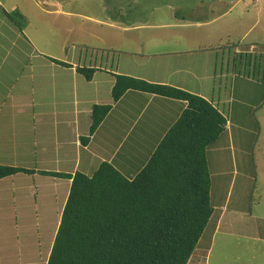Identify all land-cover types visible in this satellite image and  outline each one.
Returning a JSON list of instances; mask_svg holds the SVG:
<instances>
[{
  "label": "rangeland",
  "instance_id": "obj_1",
  "mask_svg": "<svg viewBox=\"0 0 264 264\" xmlns=\"http://www.w3.org/2000/svg\"><path fill=\"white\" fill-rule=\"evenodd\" d=\"M45 1L0 0V84L11 85L15 78L9 76L10 73H19L21 76L28 73L29 59L38 57L37 64H34L35 68L41 66L45 68L37 70L35 73L40 75L41 71H44L46 74V80L43 81L40 77L38 83H44L43 89L46 92L50 90V94L47 99L38 92L36 94L37 102L44 109H49L50 100L54 96L52 90H61L60 110L64 116L44 118L40 121L41 126H38L36 131H34V126L30 125L29 120L17 119L18 132L10 137L5 133V129L10 127L2 128L3 124H1L0 165L33 169V171L35 169L57 170V165H61L62 172H72V166L76 163L74 146L73 148L68 146L67 151H63L61 147L64 143L71 141L76 133H74V128L77 126L74 125L73 116L76 112L71 104H74L76 100L80 112L89 106L87 100L91 101L99 82L102 83L101 86L99 85L101 92L109 94L107 83L112 81L113 74L111 72H116L117 68L119 72L123 73L143 74L147 72L150 78H156L154 76L156 66L162 62L163 58H145L142 65L137 66L135 65L139 63L137 60L133 61L124 54L119 57L116 54L118 50L108 45L106 36L95 38L92 34L96 26L92 19L107 20L108 17V15H99L97 12L100 10L98 7H102L101 0H51L48 7H45ZM253 1L243 0L239 8L257 10L259 20L256 29L243 39L239 32L234 30L236 32L232 39L235 43H241L242 54L236 56L235 49H226L225 56L231 58V62L230 64L226 63L223 67L225 77L220 76L222 65L219 63L218 78L211 80L206 93L210 99L214 98L217 101L220 98L223 102L226 101L222 107H224L226 119L228 118V121L232 123L229 127L232 129L228 131L226 128V132L207 151L211 175L210 202L215 215L220 213L218 208L221 204L226 203L225 224L234 222L231 230L238 234H241V231H239L238 216L234 214L235 209L251 213L252 209L256 207H253L255 203H263L257 210V215L261 218L264 216V197L257 200L262 195L260 171L264 172V166H258L256 158L258 138L264 137V0H258L256 7H253ZM61 5L66 12L80 14L83 18L82 23L75 17L69 18L60 16V14L51 18L45 16V10H51L53 14H56L55 11L59 10ZM3 11L11 15L14 23L6 17ZM169 16L171 17L169 12L164 9L161 23L169 22ZM63 19L70 23L69 26L74 29L73 32H66ZM77 24H81L84 29L82 35L77 33L80 30L76 27ZM107 30H109L107 26L103 27L104 35L109 33ZM143 34L144 32H137L138 36ZM125 35L126 33L121 29H117L114 31L113 37L117 41ZM251 41H254L257 47L251 55L247 56L246 48ZM72 44H79L81 47L72 48L70 60L81 68L90 66L97 68L95 69L96 84L87 85L84 77L79 76V85L78 77L74 80L70 74L72 71L68 67L67 70L53 66L48 68L49 61L59 64L58 62L66 60V51H63V47ZM160 48L164 49L161 45ZM134 50L159 52V49L154 47ZM40 51L45 57L40 54ZM250 57H252L251 68L248 67ZM40 61L42 64L39 63ZM227 66L229 70L226 69ZM254 67H256L255 71ZM234 68L238 75L249 78L251 83L238 78L235 80V86H232ZM53 73H62L63 76L49 80L53 77L51 76ZM5 74L8 76L3 77ZM4 90L5 88L0 85V93ZM14 93H17L16 89ZM6 98L7 92L2 93L0 104ZM229 102L233 104L234 108L233 122L229 115ZM86 114L87 112L83 111L80 116L82 123L79 126L84 127L88 132L92 120L90 117L83 119ZM239 118H241L240 122L237 121ZM52 119L59 121L49 123ZM26 128L29 129V133L24 132ZM106 128L107 124L99 134ZM228 136L232 138L233 144H229ZM13 156L15 158H12ZM113 165L118 166L116 162ZM82 169L81 166L80 171ZM93 171L91 169L88 174H92ZM37 174L31 176L19 173L0 180V254L5 260L3 262H7L8 258L14 260L19 258L28 264H47L55 232L59 226H57L59 212L65 206L68 197L66 193L70 190V184L66 179H55L52 176ZM253 186H256L254 191ZM16 208L19 209L18 212L15 210ZM253 212L255 211L253 210ZM13 214L14 221L18 224L17 231L15 229L11 231V228L7 227L8 225L5 223V219ZM215 215L212 216L191 258L193 261H190L189 264H264V241H247L241 238V235L228 236L230 229L227 227L222 231H215ZM15 226L11 227L15 228ZM261 232L264 235V229H261Z\"/></svg>",
  "mask_w": 264,
  "mask_h": 264
},
{
  "label": "crops",
  "instance_id": "obj_2",
  "mask_svg": "<svg viewBox=\"0 0 264 264\" xmlns=\"http://www.w3.org/2000/svg\"><path fill=\"white\" fill-rule=\"evenodd\" d=\"M45 2V7H48L51 0H46ZM101 2L102 7H98L100 10L97 12H99V15H108V17L106 18L107 20L92 19L93 24L96 26L92 35L97 39L98 36L100 38L106 36L108 45L118 50L116 54H118L119 57L124 54V56H128L133 61L137 60L139 62L135 64L137 66L142 65L145 58H163L162 62L156 66V72L154 73L156 78H150L147 72L143 74H132L131 72L123 73L119 72L117 68L116 72H111V74H113L112 81H108L107 83L110 91L109 94L101 92L99 85L101 86L102 83L99 82L95 92H93L91 101L87 100L89 106L81 112L79 108H77L78 102L76 103L75 100L74 104H71V106L74 107V112H76L73 115L74 125L77 126L74 128V133L76 132L75 137L61 146L63 151H67L68 146L72 148L74 146L76 163L72 166L73 171L62 172L61 165H57V170L35 169L34 174H31V176L38 175L37 173L41 171L72 176L76 172H79L86 176H92L102 162H108L112 165L116 162L118 166H113L123 176L129 180L135 178L146 166L166 133L177 122L187 104L181 100L133 90L126 92L118 102L113 103L111 93L115 83L114 76H134L133 78L136 77V79L139 78L149 83L167 85L200 96L209 101L225 116L224 107H222V105L226 104V101L223 102L220 98L217 101L214 98L210 99L206 93L210 87L211 80L218 78L219 63L222 65L220 76L225 77L223 67L226 63L230 64L231 62V58H226L225 56L224 52L227 51L226 48L235 47V55L242 54L240 51L243 48L241 47V43H235L232 39L236 32H234V30L239 32L241 39L247 38L256 29L259 20L257 10H248L244 7L239 8L243 0H101ZM253 3V7H256L258 0H254ZM164 9L171 15V17H168L169 22L167 23H161ZM44 12L45 16L49 18L60 14V16H67L69 18L75 17L81 20L80 23H82L83 19L80 14L66 12L62 5L59 10L55 11L56 14H53V12L48 9ZM62 22L65 23L66 32L74 31V29L69 26L70 23L66 22L64 19ZM106 26L109 28V30H107L109 33L104 35L102 30L103 27ZM76 27L80 29L77 32L78 35H82L84 33L82 25L77 24ZM117 29H121L126 35L116 41L113 35L114 31ZM137 32H144V34L138 36ZM160 45L163 46L164 49L160 48ZM75 46H77L76 48L81 47L79 44L63 47V51H66V60H63L62 63L68 64V66L49 61L48 68L53 66L67 70L68 67V69L72 71L70 74L74 80L78 77L80 85L79 76L83 77V75L79 74L77 69L81 67L77 66V64L69 58ZM147 47L157 48L159 52L151 53L134 50L138 48L147 49ZM256 47L257 44L251 41L246 48L247 56L251 55V53L256 50ZM42 53L40 51V54ZM42 56L45 57L44 54H42ZM37 58L38 57L29 59V64L27 65V69H29L28 73L22 76L19 73H10L9 76H14L15 78L11 85L4 83L0 84L5 88L0 95L7 92V98L4 101L2 100L0 104V125L3 124L2 128L4 126L10 127L9 129H5V133L9 137L18 132L17 119L29 120L30 125L34 126V131H36L38 126H41L40 121L44 118L64 116V114H61L60 110L62 103L60 98L61 90H52L54 96L50 100L49 109H44L43 106L37 102L36 94L38 92L41 93L42 97H46L47 99H49L48 96L50 94V90L46 92L43 89L44 83H38L40 77L43 81L46 80V74L44 71H41L40 75L35 73V71L45 68L43 66L35 68L34 64H37ZM39 63L42 64L41 61ZM251 65L252 57L249 58L248 67L251 68ZM89 68L97 69L92 66ZM226 69L229 70V67L227 66ZM255 70L256 67H254V71ZM11 71H13V68H11ZM95 74L90 81L84 78L87 85L91 83L96 84ZM5 76L8 75H3V77ZM51 76L53 77L49 78V80H55L63 76V74L53 73ZM233 77L232 86H235V80L238 78L251 83L249 78H245L244 75L243 77L238 75L235 68L233 69ZM20 80H22V82H19ZM15 89L17 93H14ZM241 93H243V90H241ZM107 105L111 106V110L93 135L90 134V125L88 132L84 127L82 128L79 126L81 125L80 123H82V118L80 120V116L83 114V111L87 112V114L83 116V119L86 117L91 118L94 106ZM229 115L231 122H233L234 108L231 103L229 105ZM240 120L241 118L237 121L240 122ZM57 121L59 120L52 119L49 123H57ZM106 124V130L99 134ZM231 125L232 123L228 121V131L232 129L229 128ZM24 132L29 133V129L26 128ZM82 138H88V143L84 144V142H81ZM227 138L229 144H233L232 138L230 136ZM257 142L259 143L256 156L257 163L258 166L263 167L264 137H259ZM60 148L58 149L59 151ZM12 158L15 157L13 156ZM58 162L61 163L60 160H58ZM81 166L83 167L82 171H80ZM91 169L94 171L92 174H88V171ZM262 172L263 171H260V188L262 195H260L257 200L264 197V178L262 181L263 186L261 185L262 177H264V172ZM255 181L257 180L255 179ZM68 183L71 184V181L68 180ZM255 188L256 186H253V191ZM68 194L69 192L66 193V195ZM262 205L263 203H255L253 207H256L252 209L251 213H247L245 210L235 209L234 214L238 216L239 231H241V234H238L231 230L234 222L225 224V211L227 210V206L226 203L221 204L218 208L220 209V213H216V215L215 213L213 214V216L215 215V231H222L227 227L230 229L228 231V236L241 235V238L247 241H264V235L261 232V229H264V216L261 218L257 215V210ZM15 210L17 212L19 211L17 208ZM62 210L63 208L59 212L57 226L60 223ZM253 210L255 212H253ZM14 214L9 215L7 219H5V223L8 225L7 227L11 228V231L14 229L17 231L18 224L14 221ZM10 225L16 226L12 228ZM201 252L206 253L205 251ZM3 261L5 260H3L0 254V264H28L22 262L23 259L21 260L19 258L15 260L13 258H8L7 262ZM191 261H193V259Z\"/></svg>",
  "mask_w": 264,
  "mask_h": 264
},
{
  "label": "trees",
  "instance_id": "obj_3",
  "mask_svg": "<svg viewBox=\"0 0 264 264\" xmlns=\"http://www.w3.org/2000/svg\"><path fill=\"white\" fill-rule=\"evenodd\" d=\"M77 72L90 81L96 70ZM131 90L187 105L132 180L108 162L92 176L40 172L71 181L47 264H189L212 219L207 151L226 132L227 119L200 96L123 75L115 76L112 102ZM110 110L93 107L91 135ZM19 173L34 171L0 165V180Z\"/></svg>",
  "mask_w": 264,
  "mask_h": 264
}]
</instances>
